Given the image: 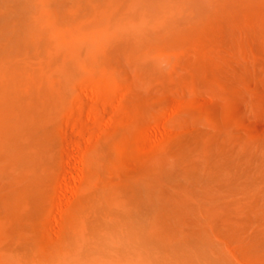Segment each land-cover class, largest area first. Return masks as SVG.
I'll return each instance as SVG.
<instances>
[{
	"label": "bare ground",
	"instance_id": "1",
	"mask_svg": "<svg viewBox=\"0 0 264 264\" xmlns=\"http://www.w3.org/2000/svg\"><path fill=\"white\" fill-rule=\"evenodd\" d=\"M99 79L126 115L74 173L60 120ZM256 81L264 0H0V264H264Z\"/></svg>",
	"mask_w": 264,
	"mask_h": 264
},
{
	"label": "rangeland",
	"instance_id": "2",
	"mask_svg": "<svg viewBox=\"0 0 264 264\" xmlns=\"http://www.w3.org/2000/svg\"><path fill=\"white\" fill-rule=\"evenodd\" d=\"M99 80L101 82L100 83V87L101 88L100 89L97 88L96 90L93 89L94 91H92V88L89 89V85H86L85 89H83L81 85L84 86L85 84L82 81H77V85L80 86V90H81L80 91L81 93L80 92L77 93V97L80 96L79 100L83 99V104L80 105V107H79L81 110L78 109V107H77L78 103H76V108L75 109H70L67 112V116L69 117V120L67 121L66 118L60 120V125H61V129H62V131H61V140H62V143H63L64 147H65V144L67 145V143L69 142L68 138H69L70 135L73 136V135L77 134L76 136L79 137V138L76 137V140H77L76 147L78 149L77 150L78 157L80 159H82L81 162L83 163V164L80 163V160L77 157V159L79 161L77 163V165L79 164V169L76 168V167H71V166L66 165L65 160L68 159V156H66L67 155L66 151L65 150L63 151V158H64V163L63 164L64 165L62 164V166H63L64 169L67 168L71 172L74 171V173L76 172V170H82V169L86 168L85 154H86V151L88 150V148L90 147L92 141L95 139V134L97 133L96 131H98V128H100L102 126H105V125L107 126V123L110 122L111 119H112L111 120V122H112L111 124L117 123L123 117H125V115H126V109H125L124 105H115V103H113V101L115 102V98L113 97V96H115V93L113 92V90H111L112 88H110V86L108 85V83L104 79H99ZM254 84L258 86V88L260 89L261 93L263 94V99L261 101H259V102H255L254 109L256 110V112L258 114L261 112V114L264 117V103H263L264 102V82L263 81H256ZM87 86H88V88H87ZM84 90L86 91V93L83 92ZM187 90L186 89L183 90L184 96H186L185 94L188 93L187 96H186L187 98L194 96V93L196 94V92H192L191 90L187 91ZM189 92H191L193 95L190 94ZM84 93H85V95H84ZM205 93H206V91L201 93V94L202 95L204 94L203 95L204 97L207 95V93L209 94V92H207L206 94ZM210 94H211V92H210ZM112 97H113V100L111 101L110 98H112ZM205 98L207 100L215 101V100H218L220 97H218V95L211 94V95H207ZM77 102H79L78 98H77ZM80 102H82V101L80 100ZM80 102H79V104H80ZM112 103H113V105H112ZM257 103H258V105H257ZM114 106H119V107H114ZM95 107L97 108L96 109L97 111L93 112V109H95ZM192 108H193V105H190V106L187 105V106H184V107L180 108L176 112L172 113L171 114L172 124H170L169 126L167 125L164 128H167V127L171 128L172 127L173 129L171 128V130L173 131L177 127V124L181 123L185 119H189V117H190L189 116L190 115L189 112L191 111ZM257 110L260 111V112H258ZM92 112L95 113V115L92 114ZM119 113H120V115H119ZM263 117H261L262 120H263ZM107 119L109 121H107V123L104 122ZM65 122H67V123H65ZM99 122L102 125H100ZM103 123H104V125H103ZM97 124L100 127H98ZM96 127H97V129H96ZM164 128H163V130L165 132H167V133L171 132L169 130V128H167V130L164 129ZM74 130H77L79 132L76 133ZM65 132H67V133H65ZM72 132H73V134H71ZM82 132L86 134V135L84 134V137H83V135L81 136ZM88 135H89V140L86 139V138H88ZM66 137H68V138H66ZM73 137H75V136H73ZM83 139H85L86 141H84ZM79 149L83 150V152H82L83 155L81 154V150H79ZM79 151H80V153H79ZM81 157H83V158H81ZM71 177L69 176L68 180L71 179ZM77 184L79 185V180L78 179L77 180H73L72 179L71 182H70V185L72 186V188L75 187L74 185H77ZM76 187L74 188L73 193H72V188L70 187L71 195H69L70 194V192H69V194H68L69 197L70 196L72 197V196L77 194L78 187H77V189H76ZM50 207H51V210L48 213V224H49V227L53 229L54 227L57 226V220L56 219H58V215H57V214H59L58 211L61 209V211H59V212H63V209L59 208V207H57V209H56V206L54 204H51ZM55 209H56V211H54ZM53 213H54V215H53ZM52 216H53V218H51ZM53 220L56 223L52 224ZM41 231L45 235H48V233L44 229H41Z\"/></svg>",
	"mask_w": 264,
	"mask_h": 264
}]
</instances>
